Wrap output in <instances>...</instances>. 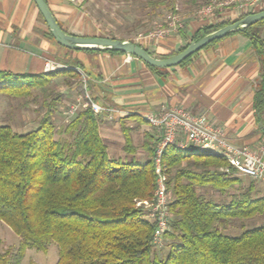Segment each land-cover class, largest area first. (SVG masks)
Listing matches in <instances>:
<instances>
[{
    "label": "trees",
    "instance_id": "16d2710c",
    "mask_svg": "<svg viewBox=\"0 0 264 264\" xmlns=\"http://www.w3.org/2000/svg\"><path fill=\"white\" fill-rule=\"evenodd\" d=\"M146 4L152 9L164 5L175 11L174 0L169 4L148 0ZM246 14L203 25L173 54ZM263 27L264 19L236 32L249 38L260 61L254 94L258 118L264 114ZM177 31L185 36L184 28ZM46 34L52 37L48 29ZM95 36L134 42L133 38L109 33ZM101 50L123 53L86 49ZM73 67L39 74L0 70V93L28 95L33 89L44 90L55 77L90 75ZM86 87H91L89 78ZM91 100L98 103L95 95ZM50 112L49 108L36 128L25 133L0 125V222L18 237L17 246L0 251V264H20L27 249L45 252L52 242L58 245L55 264H264V225L244 229L245 221L264 215V197L253 196L254 181L242 186V178L234 175L222 156L171 145L164 148L170 218L163 239L169 251L160 257L152 242L155 221L147 217L142 206H135L136 200L150 201L153 197L158 138L146 134L144 159L120 161L109 157L99 135L98 115L90 106L72 115L63 129L65 136L58 138ZM122 133L124 151L133 154L129 130L123 127ZM224 166L231 173L221 171ZM204 186L222 195L235 186L237 190L227 201L215 202L198 192V187ZM229 227L242 228V232L225 234Z\"/></svg>",
    "mask_w": 264,
    "mask_h": 264
},
{
    "label": "crops",
    "instance_id": "0c3cea01",
    "mask_svg": "<svg viewBox=\"0 0 264 264\" xmlns=\"http://www.w3.org/2000/svg\"><path fill=\"white\" fill-rule=\"evenodd\" d=\"M45 1L65 31L79 36L96 35L90 33L91 27L82 23L85 14L81 3ZM262 9L264 5L260 7L256 3L240 14ZM214 14L232 18L239 13L227 6L207 15L209 19L187 21L184 37L178 31L156 36L148 31L133 40L155 57L170 56L198 29L211 23ZM46 31V24L33 0H0V70L39 74L45 72V63L50 61L88 72L89 91L98 98V103L121 112L112 117L98 115V131L108 155L117 149L124 153L125 161L142 160L145 152L142 144L137 145L138 137L143 140L146 134L153 139L156 137L142 115L162 106L182 107L193 114L204 115L220 127L224 138L235 146L254 150L264 146V114L258 118L254 107L260 61L245 35H227L196 52L183 64L152 70L142 60L125 53L64 48ZM261 36L264 38V27ZM123 127L131 135L133 154L123 149ZM252 194L264 197V180L255 182Z\"/></svg>",
    "mask_w": 264,
    "mask_h": 264
},
{
    "label": "rangeland",
    "instance_id": "374dc122",
    "mask_svg": "<svg viewBox=\"0 0 264 264\" xmlns=\"http://www.w3.org/2000/svg\"><path fill=\"white\" fill-rule=\"evenodd\" d=\"M147 1L148 0H73V2L81 3L80 8L85 14L82 23L91 27L90 33L96 35L109 33L114 34L115 37L125 38H134L138 34H143L148 30L153 31L160 26H165L170 18L175 15L182 24L181 28L185 30V25L190 20L199 21L201 18H210V16H207L209 14L205 16V14L201 12V9L212 4V1L222 2L224 0H174V12L164 5L152 9L146 4ZM165 1L169 4L172 0ZM257 3H259L261 7L264 5V0H258ZM218 8L221 7L215 5L213 11H218ZM231 8L239 13L236 17L242 15L240 14L241 10H237L236 7L233 8V6H231ZM216 17L215 15L212 22L225 19V17H219L218 19ZM177 29L174 31H177ZM183 44L185 43L183 42ZM82 75L83 74H81L79 78L77 76H68L65 78L63 76L55 77L44 90L33 89L28 95L20 96L0 93V125H9L14 132L25 133L36 128L41 117L46 114L50 108L51 112L49 116L55 126L56 137L65 136L63 133L64 126L72 119L68 114L70 105L83 103L86 99ZM86 88L89 90V87ZM88 93L91 98V92L88 91ZM81 109V106H79L78 111ZM66 138L69 139L68 137ZM137 141L139 147L144 140L138 137ZM109 156L116 160L125 161L124 153L117 149L111 150ZM129 159L130 158H128V160ZM220 170L231 173L228 166H224L220 168ZM233 173L242 178V186H248L249 182H251L250 178L241 176L236 172ZM252 181H254L255 186V182L257 181ZM236 188L237 186L228 189L223 195L209 186L198 187L197 190L208 199L215 202H225L229 199L228 196L231 193L236 192ZM138 201L140 200L135 201V206L140 207L137 205ZM263 225L264 215H260L245 221L244 229H252ZM241 232L242 228L229 227L224 233L236 236ZM17 243L18 237L6 225L0 222V251L15 247ZM162 243L163 245L161 247H156L155 249L160 257L166 256L169 251V246L165 245L164 239ZM57 259L58 245L52 242L45 252L27 249L20 264H55Z\"/></svg>",
    "mask_w": 264,
    "mask_h": 264
},
{
    "label": "built area",
    "instance_id": "2783aa9c",
    "mask_svg": "<svg viewBox=\"0 0 264 264\" xmlns=\"http://www.w3.org/2000/svg\"><path fill=\"white\" fill-rule=\"evenodd\" d=\"M258 0H224L222 2H214L201 9L205 15L213 13V7L216 5L219 10L222 7L233 6L237 10L243 11L247 7L254 5ZM216 3V4H215ZM235 3V4H234ZM182 27L178 17L172 16L165 26H160L156 30H151L150 35L156 36L163 33H169ZM141 34H139L140 36ZM131 57V55H128ZM65 66L54 64L50 61L45 63L44 69L54 71L62 69ZM83 76L85 86V101L80 104H72L68 109L69 116L78 112V107L85 108L90 106L94 114H106L113 116L120 114L118 110L102 107L100 104L91 100L86 88L87 77ZM143 120L153 128L158 141L154 154V169L156 172L155 189L153 197L150 201H138L137 205L142 206L147 217L155 221V229L153 232V244L156 247L163 245V234L168 229L170 212L168 211V193L166 185V171L162 163V154L166 146H175L180 150H196L198 152L212 153L222 156L229 167L234 171L252 180H264V146L258 150L247 147H238L229 143L223 136L222 129L213 125L204 115L193 114L182 107H160L157 111H147L142 115Z\"/></svg>",
    "mask_w": 264,
    "mask_h": 264
},
{
    "label": "water",
    "instance_id": "95a60500",
    "mask_svg": "<svg viewBox=\"0 0 264 264\" xmlns=\"http://www.w3.org/2000/svg\"><path fill=\"white\" fill-rule=\"evenodd\" d=\"M33 2L42 16L52 38L62 47L71 50L113 49L134 56L147 65L156 68L177 66L210 43L232 33L242 31L244 28L252 26L264 19V10L248 13L232 23L204 34L199 39L190 41L183 50L175 54L166 57H155L136 42L128 39L110 38L105 36H79L68 33L58 24L45 0H33Z\"/></svg>",
    "mask_w": 264,
    "mask_h": 264
}]
</instances>
